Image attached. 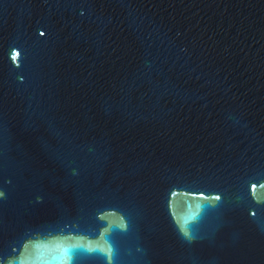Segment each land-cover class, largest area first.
<instances>
[{"label":"water","instance_id":"water-1","mask_svg":"<svg viewBox=\"0 0 264 264\" xmlns=\"http://www.w3.org/2000/svg\"><path fill=\"white\" fill-rule=\"evenodd\" d=\"M0 264H264V0H0Z\"/></svg>","mask_w":264,"mask_h":264}]
</instances>
